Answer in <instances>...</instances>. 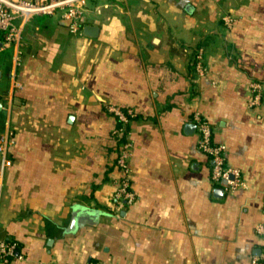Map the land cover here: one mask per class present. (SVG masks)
Wrapping results in <instances>:
<instances>
[{
    "label": "crops",
    "instance_id": "0c3cea01",
    "mask_svg": "<svg viewBox=\"0 0 264 264\" xmlns=\"http://www.w3.org/2000/svg\"><path fill=\"white\" fill-rule=\"evenodd\" d=\"M20 49H0L5 264H264V0H88L79 33L35 15ZM195 113L244 187L212 180Z\"/></svg>",
    "mask_w": 264,
    "mask_h": 264
},
{
    "label": "built area",
    "instance_id": "2783aa9c",
    "mask_svg": "<svg viewBox=\"0 0 264 264\" xmlns=\"http://www.w3.org/2000/svg\"><path fill=\"white\" fill-rule=\"evenodd\" d=\"M88 0H0V49L8 46L14 47L15 63H21V39L25 24L29 19L39 14H53L61 11L62 16L69 21V28L72 33L81 31V24ZM258 89L259 84L253 86ZM258 100V95L252 102ZM111 111L118 117L119 121H128L127 112L117 106H110ZM194 120L199 133L198 147L209 155L212 160L211 178L215 182H224L226 189L236 190L245 186L239 169L230 167L226 163L224 143L213 140V129L210 123L200 114L195 113ZM124 127L120 128L123 130ZM4 146L0 145V152L4 153ZM127 150H121L117 165L122 172L121 178L113 195L116 203H131L135 199V193L129 188L127 162ZM5 165L10 164L9 159L4 160ZM258 233L264 235V224L257 227ZM17 243L10 240L0 241V264H5L9 257L16 254ZM264 258V254L262 255ZM255 257L254 260H256ZM46 264H55L48 262Z\"/></svg>",
    "mask_w": 264,
    "mask_h": 264
},
{
    "label": "water",
    "instance_id": "95a60500",
    "mask_svg": "<svg viewBox=\"0 0 264 264\" xmlns=\"http://www.w3.org/2000/svg\"><path fill=\"white\" fill-rule=\"evenodd\" d=\"M96 28L97 27H95V26H93V25H85L84 26V29H85V31H89L90 33L92 32V31H95L96 30ZM219 190H221V189H218V191ZM87 211V210H86ZM85 211V216H93L91 213H89V212H86ZM95 213V212H94Z\"/></svg>",
    "mask_w": 264,
    "mask_h": 264
},
{
    "label": "trees",
    "instance_id": "16d2710c",
    "mask_svg": "<svg viewBox=\"0 0 264 264\" xmlns=\"http://www.w3.org/2000/svg\"><path fill=\"white\" fill-rule=\"evenodd\" d=\"M121 123V122H120Z\"/></svg>",
    "mask_w": 264,
    "mask_h": 264
}]
</instances>
